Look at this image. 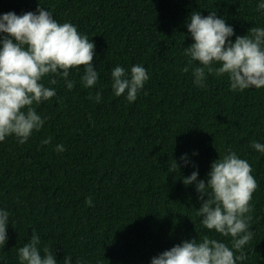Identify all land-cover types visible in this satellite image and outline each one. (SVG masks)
<instances>
[{
  "label": "trees",
  "instance_id": "1",
  "mask_svg": "<svg viewBox=\"0 0 264 264\" xmlns=\"http://www.w3.org/2000/svg\"><path fill=\"white\" fill-rule=\"evenodd\" d=\"M259 0H0V14L35 11L38 4L60 22H70L95 45L99 73L93 88L80 83L82 66L70 70L76 86L49 85L57 95L36 107L47 120L19 144L0 143V208L10 213L8 239L0 264H19L17 249L33 233L40 247L54 251L59 264H150V259L183 240L207 235L196 216L194 186L181 179L194 170L173 160L188 154L205 179L211 163L227 149L246 159L258 188L253 193L244 264H264V154L250 147L264 143V87L233 91L228 77L212 73L205 86L194 83L193 62L183 47L192 43L185 21L192 11L224 16L235 36L264 27ZM142 64L149 80L135 102L116 97L110 69ZM101 91L100 103L89 94ZM91 121V123H90ZM51 137V143L41 140ZM63 144L65 151L56 152ZM198 155L193 156V152ZM92 197L88 206L86 198ZM238 254V253H237Z\"/></svg>",
  "mask_w": 264,
  "mask_h": 264
},
{
  "label": "clouds",
  "instance_id": "2",
  "mask_svg": "<svg viewBox=\"0 0 264 264\" xmlns=\"http://www.w3.org/2000/svg\"><path fill=\"white\" fill-rule=\"evenodd\" d=\"M257 11L264 14V0H259ZM185 26L192 43L183 47L188 63L182 71L188 72L193 62H199L192 71L197 86L204 87L207 76L215 73L226 75L233 91L264 87V27H252L233 41V27L216 11L207 16L192 11ZM94 55L95 45L87 35L70 22H58L49 9L39 4L35 11L0 14V143L13 136L24 144L42 129L47 117H42L36 107L57 95L54 87L42 82L45 77H50L49 85H55L58 77L72 90L76 81L69 79L70 70L78 71L82 66L80 83L85 88L95 87L99 73L92 64ZM149 78L147 69L139 63L130 68L117 64L110 69L112 93L116 97L123 95L129 103L137 100ZM88 98L100 103L101 91L90 93ZM51 139L47 137L41 144H50ZM250 147L264 154V143L253 140ZM54 150L62 153L65 146L57 144ZM192 155L198 153L194 151ZM179 160L180 164L173 160L170 173L181 166L194 168L181 182L193 185L201 201L196 208L199 223L222 237H230V246L205 235L181 241L152 257L150 264H244L247 255L243 249L253 237L250 201L258 188L251 165L227 149L211 163L205 180L198 179L199 171L188 154H182ZM86 204L92 206V197L86 198ZM9 217L10 213L0 208V250L8 239ZM40 244L41 236L33 233L17 249L19 264H59L54 251ZM63 264H72L70 255L64 257ZM77 264L86 262L79 259Z\"/></svg>",
  "mask_w": 264,
  "mask_h": 264
}]
</instances>
